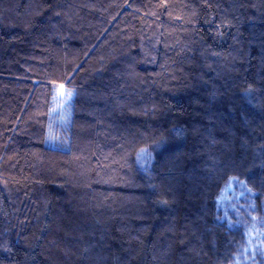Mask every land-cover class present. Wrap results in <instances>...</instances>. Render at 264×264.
<instances>
[{
  "label": "trees",
  "instance_id": "trees-1",
  "mask_svg": "<svg viewBox=\"0 0 264 264\" xmlns=\"http://www.w3.org/2000/svg\"><path fill=\"white\" fill-rule=\"evenodd\" d=\"M0 264H264V0H0Z\"/></svg>",
  "mask_w": 264,
  "mask_h": 264
},
{
  "label": "rangeland",
  "instance_id": "rangeland-1",
  "mask_svg": "<svg viewBox=\"0 0 264 264\" xmlns=\"http://www.w3.org/2000/svg\"><path fill=\"white\" fill-rule=\"evenodd\" d=\"M63 91L69 92L64 89ZM61 93V88H58L54 93L50 107V117L45 137V144L47 146L57 148H63L65 144L64 132L67 128V124L70 118V103L72 97L62 96ZM54 97L56 99H54ZM145 158L146 155L142 154L140 157L141 164L145 163ZM138 165L142 167L139 162Z\"/></svg>",
  "mask_w": 264,
  "mask_h": 264
},
{
  "label": "snow or ice",
  "instance_id": "snow-or-ice-1",
  "mask_svg": "<svg viewBox=\"0 0 264 264\" xmlns=\"http://www.w3.org/2000/svg\"><path fill=\"white\" fill-rule=\"evenodd\" d=\"M60 87H61V90H62V93H61L62 96H68V97H70L72 95L71 92H64L63 91V87H64L63 85H61ZM54 99H56V98L54 97ZM141 151L144 152L145 150L142 149Z\"/></svg>",
  "mask_w": 264,
  "mask_h": 264
}]
</instances>
